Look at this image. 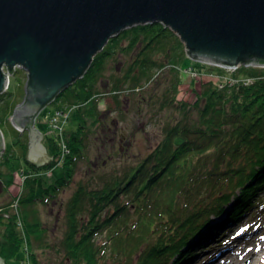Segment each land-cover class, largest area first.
I'll return each mask as SVG.
<instances>
[{
	"label": "trees",
	"instance_id": "obj_1",
	"mask_svg": "<svg viewBox=\"0 0 264 264\" xmlns=\"http://www.w3.org/2000/svg\"><path fill=\"white\" fill-rule=\"evenodd\" d=\"M131 34H134L133 38L125 49H134L141 41L145 43L136 59L137 63H141L143 76H148L154 67L166 64L179 66L187 57L181 40L161 24L138 26L111 39L95 57L84 78L52 103L57 109L63 107L59 106L60 102L66 107L78 106L75 118L80 120L78 128L67 137L72 155L60 167L62 173L56 177L55 184L47 185L42 172L57 166L55 160L60 149L57 137L45 134L47 148L54 161L43 167L28 161V140H22L20 136L13 145H6L0 160V181L7 190L13 184L15 161L25 162L23 176L30 177L23 186L21 208L34 206L37 201L48 204L63 186L70 185L89 132L84 122L98 117L95 86L101 78L105 62L115 54L113 50L117 42ZM158 55L163 59L157 58ZM256 70L241 68L238 75H234L239 81L253 79L252 85L234 84L221 89L218 84L203 83L195 104L191 103L193 105L179 99L183 78L175 72L166 77L163 104L167 109H174L180 119L164 133V140L145 162L140 163L139 169H130L125 176L107 183L104 194L80 187L68 205L63 243L65 259L72 264H109L105 260L106 248L110 247L106 244L108 240L97 244L95 238L102 234L112 219L123 214L122 225H126V235H120L121 230L117 229L111 232L109 245L114 258L110 264H138L139 251L142 247L148 248L152 241L153 252L161 255L155 264H180L179 260L185 259L188 253L193 254L195 248L197 251L199 246L212 239L215 230L209 227L211 217L222 216L226 212L225 207L233 202L237 194H242V200L236 202L239 204L236 211H230L229 221H237L241 209L253 207L256 202L251 203L253 194L264 186V71ZM224 75L220 74L223 79ZM5 96L8 97L0 105L1 123L12 117L15 109L24 102L23 96L13 98L9 90ZM92 104L93 107H90ZM175 137L185 138L186 144L177 148ZM34 171L40 176H32ZM125 183L128 186L134 183L133 189L128 191ZM118 192H131L130 196H126L130 198L109 206L110 214L106 220L97 222L96 214H92L90 222H83L86 212L93 210L100 214L116 201L111 199ZM107 199L111 201L106 202ZM24 218L30 235L44 231L41 225L30 223L28 215ZM0 228H3L0 257L8 263L17 259L23 239L17 234L14 217L6 220L0 216ZM122 253L132 254L129 256L131 260H121ZM33 263L38 264L35 258Z\"/></svg>",
	"mask_w": 264,
	"mask_h": 264
},
{
	"label": "rangeland",
	"instance_id": "obj_2",
	"mask_svg": "<svg viewBox=\"0 0 264 264\" xmlns=\"http://www.w3.org/2000/svg\"><path fill=\"white\" fill-rule=\"evenodd\" d=\"M133 35L131 34L123 40L118 41L116 49L113 50L115 54L105 62L104 70L101 72V78L95 86L98 96L96 104L98 117L88 118L84 122L89 132H87L85 147L82 150L81 157L77 161L75 175L71 178L70 185L63 186L56 197L52 198L48 204L37 201L34 206L23 209L20 207L21 194L24 190L23 186L25 181L30 178L29 175L23 176L22 171L25 169V162L15 161L16 172L13 175L14 182L8 190L6 185L0 181V216H3L6 220L14 217L17 234L23 239L22 250L18 254L17 259L10 260L8 263L5 262V264H34L33 258L37 260L38 264H72L69 260L65 259L63 243L67 231L68 205L77 191L82 186L89 191H100L99 193L104 194L107 183L114 181L119 176H125L130 169L138 168L142 161L145 162L162 140H164V133L180 119L177 113L173 111L174 109L164 107L163 101L166 94V90L164 89L166 86L164 87V83L166 77H171L176 73L183 78L179 99L184 101L185 104L193 105L196 102L195 100H197V93L200 91L203 83H215L221 89H224L228 85L233 86L234 84L252 85L254 80L244 78L239 81L234 75L236 74L237 76L241 68H248L249 71H255L256 69L264 71V67L254 68L252 66H241L239 69L215 67L213 64L195 62L187 56L179 66L166 64L161 67H154L155 69L151 70L148 76H143L141 75V63H137L136 59L141 49H144L145 43L141 41L134 49H125V47L130 45ZM182 45L185 53V46L184 44ZM157 58L163 59L161 55H158ZM222 73H225L224 76L226 77L224 79L220 76ZM27 79L26 71L23 68H17L15 76L11 77V84L8 89L10 94L13 95V98L23 96L25 100ZM97 96H95V99ZM7 97L5 94L0 95V105H3ZM95 99H93V102ZM61 105L63 106L61 109H57L52 105L49 106L39 115L36 121V130L44 135L42 145L46 148L49 158L52 157L47 148L45 134L54 138L57 137L60 145V149L58 150L59 154L55 160L57 167L42 172V176L47 185L55 184L56 177L62 173L60 167L72 155L67 143V137L71 131L78 128L80 123V120L75 118L76 110L79 108L78 106H72V108L70 106L66 107L63 102H60L59 106ZM90 107H93V104ZM12 117H9L6 122L3 121L1 123L0 121V130L4 134L6 145H13L20 136L22 140H28V161L38 166L37 161L34 163L29 158L30 149H32L29 133H20L13 125L11 121ZM54 117H56L60 125L65 122L63 131L59 130L60 126L55 125L57 123H54ZM17 131L20 135H18ZM60 131L62 134H60ZM2 158L3 156L0 160ZM138 171L141 172L140 170ZM33 173L35 175L32 174V176H40L37 171ZM133 184L130 183L129 186L127 184L128 191L131 188L133 189ZM130 193L127 192L124 194V192H118L114 194L115 196L111 200L116 201H113L105 207L100 214H97V211L93 210L90 211L91 214L90 212H86L83 215V222L87 224L92 220V214H96L97 220L95 221L102 223L110 214L109 206H115L121 200H128L130 197L126 196H130ZM258 194L262 198V204H264V192L263 195H261V192ZM111 200L107 199L106 202ZM89 206H87L88 210ZM229 210L226 209V212L222 216L211 217L209 227L210 229L213 228L212 231L216 229V226L218 230L221 225L239 227L246 222L245 235L249 232H263L264 220H262L263 217L261 214L264 212V205L260 208L256 207V209H253L252 214L245 216L240 222L235 224L226 217ZM25 215L29 216L30 223L41 225L44 231L30 235L26 229ZM123 218V214L118 217L116 216L111 220L106 229L103 230L102 234L95 238L97 244L108 240L106 244L110 247L106 248L105 260L109 264L114 258L112 257V246L109 245V236L111 232H114V229H117L119 232L121 230L120 235H126V225H122ZM26 220H28V217ZM222 220L228 221L225 224H220ZM258 224L261 226L260 228L256 226ZM209 227L206 229H209ZM135 230L138 232V229L135 228ZM217 230L214 231V234ZM1 233H3V228H0V239L3 238ZM247 236L250 237V235ZM224 239L225 237L222 242L217 243L218 245L214 249L217 250L221 246L227 245L228 242L226 243ZM205 244L206 242L199 247L202 248ZM214 249L207 250V252H211L212 254ZM195 250L196 248L193 250V254H191L192 252L190 254L188 253L185 259L179 260L180 264H189V259L194 255ZM130 255L132 254L122 253L120 259L131 260L129 259ZM173 260H175V257Z\"/></svg>",
	"mask_w": 264,
	"mask_h": 264
},
{
	"label": "water",
	"instance_id": "obj_3",
	"mask_svg": "<svg viewBox=\"0 0 264 264\" xmlns=\"http://www.w3.org/2000/svg\"><path fill=\"white\" fill-rule=\"evenodd\" d=\"M154 24L172 31L195 62L264 66V0H0V95L9 89L3 69L13 75L24 67L26 97L11 121L29 133L31 161L41 166L53 160L36 130L44 109L84 78L111 39ZM185 144L174 140L177 148ZM5 150L0 130V158Z\"/></svg>",
	"mask_w": 264,
	"mask_h": 264
},
{
	"label": "bare ground",
	"instance_id": "obj_4",
	"mask_svg": "<svg viewBox=\"0 0 264 264\" xmlns=\"http://www.w3.org/2000/svg\"><path fill=\"white\" fill-rule=\"evenodd\" d=\"M262 67L264 66L254 67V68H262ZM24 70L26 71L25 68ZM26 73L29 76V73L27 71ZM9 76L11 77L15 76V72L13 75L9 74ZM27 80L29 81V78ZM249 80L253 81V79H249ZM27 84L25 87H27ZM25 97H26V88H25ZM45 165L47 164H44V166ZM259 192H261L262 193L261 195H263L264 186L260 187L259 190H257L256 194H253L251 203L256 201L254 202V206L246 210L241 209L239 212L237 211L240 217L237 221H231L232 223L235 224L237 222H240V220H242L245 216L252 214L253 209H256V207L260 208L262 205H264L262 204L261 196L258 194ZM241 197L242 194H237L233 202L229 203V205L225 207V209H230L227 213L228 215H226V217H228V220H229L230 211L231 210L233 212L236 211L237 207L239 206V204H236V202L241 201L242 200ZM262 214H261V216L263 217L262 220H264V212ZM228 220H222L220 224L221 223L225 224ZM245 224L247 225V223L245 222L239 227L221 225L220 229L218 228V230L216 226V229L214 230L215 231L217 230V232L213 235L212 240L211 239L207 240L205 246L195 251L194 255L189 259V264H264V228H263V232L262 231L261 232L256 231V233L249 232L248 234L245 235L244 231L245 228L247 227ZM260 225L258 224L256 226L260 228L261 227ZM247 235H250V237ZM223 236L225 237L224 240L226 241V243L228 242L227 245L221 246V248L217 250L214 249V247L218 245L217 244L218 242H222L224 238ZM153 244L154 241H152L149 244L148 248L146 249L145 247L141 248L140 250L141 252L139 251L140 254H138L137 257L138 264L141 263L155 264L157 260L161 257V255L159 256L158 254L159 252L157 251L155 253L153 252ZM206 246L208 248L207 250L214 249L212 254L211 252H207Z\"/></svg>",
	"mask_w": 264,
	"mask_h": 264
},
{
	"label": "built area",
	"instance_id": "obj_5",
	"mask_svg": "<svg viewBox=\"0 0 264 264\" xmlns=\"http://www.w3.org/2000/svg\"><path fill=\"white\" fill-rule=\"evenodd\" d=\"M17 68H23V69H24V67H22V66H17V67H15V73L17 72ZM4 73H5V74L8 76V78H9V86H10L11 76H9L10 73H9L8 69H4ZM27 77H28V74H27ZM57 116H58V114H57ZM57 116H56V117H57ZM56 117H54V118H55L54 123H57V124H55V125L60 126V127H59V130L63 131V130H64V127H65V122H64L62 125H60L59 122H58V120H56ZM61 131H60V134H62Z\"/></svg>",
	"mask_w": 264,
	"mask_h": 264
}]
</instances>
